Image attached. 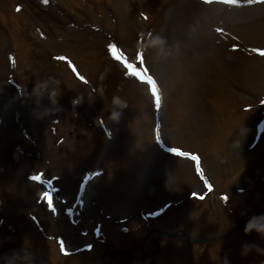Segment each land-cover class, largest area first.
I'll use <instances>...</instances> for the list:
<instances>
[{
  "label": "rangeland",
  "instance_id": "1",
  "mask_svg": "<svg viewBox=\"0 0 264 264\" xmlns=\"http://www.w3.org/2000/svg\"><path fill=\"white\" fill-rule=\"evenodd\" d=\"M33 1L38 3L37 0H0V17L4 21V24L0 26V62L6 64V53L11 49L8 46L6 35L10 36L11 34L16 39L17 33L19 35L22 33L23 27L24 37H30L29 34H31V31L36 30V26H40L50 37L46 41H39V48L42 47L44 50L35 48L30 57L33 62L38 61L43 56L49 59L53 54L61 53L60 47L67 46L70 30L65 27L57 29L55 23H50V19L44 14L36 16V12L32 9ZM94 1L97 2L98 0ZM105 1L111 0H101L100 2ZM113 1L116 3L115 12L121 13L124 20L122 19L121 24L116 20L115 25L112 23L113 20L107 17L109 22L107 26L111 29H118L121 25L127 30L133 28L135 23L122 13L123 11H129V7L123 10L117 0ZM153 1L158 13L164 3L168 7L165 9L164 19L160 21L161 26L157 31V34H160L159 36L162 39L158 42L159 44L156 43L153 49L151 48L152 46L150 47L151 49L148 48L146 56L148 57V67L163 89L165 104L160 115L164 142L168 145L198 151L203 157L202 166H205L208 176L212 181L214 180L217 184H221L222 188L217 187L216 192L221 189L226 191L229 189L230 193H233L236 186L245 188V194L232 196V202L238 212L231 214L223 212V209L220 208L221 206H217L220 201L216 198V193L208 195L203 202V204L212 203V205L218 207L214 206L215 209L211 212L213 215L208 213L206 207L194 205L198 204L194 199H188L187 195L191 192H196L200 195L205 194V191L194 175L189 161L168 157L159 159L152 152L153 144H150V140L148 141L149 133L147 130L152 122L151 110L148 97L143 95L145 86L137 85L138 90L145 99L141 96L135 97L133 94L134 89L128 87L127 93L123 95V100L120 99L123 104L116 105L113 103V99L116 98L112 97L115 92L113 86L117 79L115 75L118 71H121L118 65L111 73L105 74L106 79L103 82L101 81V85L99 84L100 82L95 83L99 86L100 92L98 91L92 96L86 94V87L81 86L77 82L68 81L62 76L60 71H57L54 77L53 74L47 73L44 67L37 65V69L42 72L39 76L35 75L26 84L27 95L20 101L18 100L14 108L10 107L9 102H7L9 104L7 108L0 106V114L4 116L5 143L8 144L6 147L2 146L0 141V165H5V171L3 172L4 174L6 173L5 176L0 177V198L3 201V205H1L4 207L3 210H0V219H4V222L0 220V252L4 251L1 249L4 243H8V246L14 240H26L31 249L33 248L41 254L45 253L48 255L51 259V264H104L106 260V258L101 256L104 247L99 244H95L89 252L68 258L60 257L55 245L46 241L45 237L36 232L26 216L27 211L33 210L46 233L63 235L64 232L69 247L77 246L83 239L76 237L71 231L65 230L59 219L58 221H53L51 217H48L49 214L44 212L43 205L36 203V195L40 187L24 184L25 182L23 183V180L14 173L15 168L11 162H15L13 157L16 159V155L10 144L23 143V140L19 139L17 133L13 131L14 116L11 118L10 114L12 111L16 113L18 110L20 115L21 113L23 114L24 120H27L31 129L34 128L38 139L42 141V150L46 155L50 156L47 166L44 161H38L29 162V166L25 168L46 169V176L60 174L54 170L55 165L63 168V178L60 184L65 182L63 187L66 192L72 186L74 177L80 176L83 166L87 163L86 160L90 156H96L93 152L100 150L101 143V141H97V138L94 139L93 135L86 134L85 131L80 130L83 129V126L78 127V131L73 130V127L70 126V114L67 113L70 108L62 111L60 115L61 130L59 135H62L64 140L58 145L54 143L55 138L49 136L48 125H46V120L50 119V117L46 115L49 107L45 109V104H51V100L48 102L41 98L40 94L36 95L33 92L32 84L42 77L45 79L52 77L58 82L60 80L61 86L59 90L57 88V97L62 99L66 105L70 98L79 99L78 112H84V110L88 109V113L84 116L88 120V116L91 113L92 116H94L93 114H101L111 122L116 139L108 147L103 161L111 172L99 179L95 187L93 185L90 186L91 190L89 189L87 198L89 200L92 197L94 190L93 198L96 203L101 206L103 211H109L108 213L113 216V220L124 216H132V221L131 219L130 221L134 225L136 221H139L136 219V215L139 214L138 209L140 210L143 207V210L148 211L160 206L164 201L182 199L167 211L164 217L158 221V224L177 228L180 227L181 223V226L192 234L211 235L225 232L235 226L240 220V215L244 213V208L245 211L253 209L264 211V150L256 149L253 153L245 151L253 132L252 125L256 115L252 118L253 114H243L239 111L240 103H254L258 98L257 96L264 93V59L262 60L258 56H251L250 52L244 50L236 52L234 56L235 62L232 63L227 57V54L232 56V52L225 45H222L221 49L220 46L213 47L210 53H208V47H205V42L208 40L207 34L209 33L208 27L206 28L205 25L211 23L219 24L221 22L222 26L239 36V38L244 36V42L250 45L252 49L260 50L264 46V5L254 3L247 8L240 9L230 6V8L226 9L222 3H197L194 0L193 3L191 2L192 0ZM142 2L144 0H137V4ZM15 3L25 5L23 13L15 14L11 11V6ZM137 4L135 7H137ZM69 5L70 9L66 5L68 7L67 12L71 15H76L72 11L74 5ZM2 11H5L8 16L3 15ZM93 12L96 14L104 13L105 8L101 5ZM123 33L120 34L122 38L133 36L132 32L129 31ZM158 35L157 37H159ZM190 37L196 40L194 44L189 42ZM55 38L59 41H55ZM123 43L124 50L132 55L134 44L128 43V41ZM168 43H170L171 47ZM160 44L164 45L157 46ZM185 45L188 46L185 47ZM195 47L200 48L201 56L193 53L196 51L193 49ZM73 49L75 50V48H67V50ZM41 52H43V55L41 54L42 57L39 55ZM74 55H76V58L73 56V59L77 62L79 61L86 72L90 70L88 73H93L96 70L94 68L99 59L97 57L98 53L93 49L84 47L82 51L74 52ZM23 56L27 57L25 52ZM49 62L51 61L49 60ZM210 65L214 76L212 81L207 84L205 79L208 78ZM103 70L104 68L102 67L100 71L103 73ZM4 71L6 72V69ZM78 74L82 75L79 72ZM19 76L26 79V81L29 79L25 71L20 72ZM202 80H205L204 84L201 83L203 82ZM120 83L123 82L120 81ZM102 85H105L104 89L107 93L103 92V90L101 91L100 86ZM0 86H3L0 87V95L14 100L12 98L14 96L13 90L2 83H0ZM234 86L237 88L235 89ZM209 88L214 89V92L208 93ZM247 91L252 93H246ZM129 94L131 96L128 98ZM250 94H256V96H249ZM40 99L45 101L38 103ZM125 101L127 105L124 103ZM54 105L53 107H56ZM234 109L235 112L231 111ZM230 111L232 115H230ZM113 112L119 113L115 119L112 118ZM235 113L237 117L233 116ZM29 117L35 123L32 121L28 122ZM241 133L243 134L241 135ZM1 135L2 132L0 131ZM47 136L48 139L43 142ZM88 136L92 137V141L88 140L87 142ZM241 148H244V150ZM239 149L241 151H238ZM85 150H87L86 153ZM90 151V156L87 157ZM257 153L258 155H256ZM235 155L239 156L235 157ZM254 155L256 156L252 162L250 157ZM7 156H9V163L6 162ZM97 158L99 161L100 157L98 156ZM113 159H116V162L119 161V164ZM115 164L117 165L114 166ZM74 190L75 185L68 193L64 192V194L71 199ZM152 191L155 194H152ZM187 205L189 206L187 207ZM90 214H94L93 209L90 210ZM215 214L220 217L210 219ZM181 217L182 220L180 222ZM140 228L142 230L139 234L142 235L145 230L143 226ZM11 230H14V232ZM108 231L109 235L112 236L111 228H108ZM134 234L120 237V239L116 238L111 244L115 245L114 248H123L133 253L141 264H147V259L143 257L139 245L136 246L137 240L133 241L136 236ZM263 239L264 236L255 231L245 233L243 222L241 229L235 231L226 240H223L222 258L232 264H249L246 261L247 259H244V256L250 252V256L254 255L256 257L248 259L251 262L253 260L259 261L260 258L257 259V256H260L264 251V242H260L259 246L253 247L252 251L247 252V254L241 248L244 249V241L252 245L253 242ZM139 243L140 240H138ZM208 246H192V248L188 245L183 248L185 252L181 253L180 246L171 245L168 241L158 238L157 241L150 239L145 245V250L149 253H167L175 248L174 252L171 250L173 253H165L159 258L157 257L155 264H195L198 257L201 260L199 264H218L217 261L223 259L219 256L215 258L213 249ZM32 260L33 264H38L37 260L33 258ZM121 263L125 264V260L115 259L112 264ZM0 264H6V259H1ZM17 264H19V261H17Z\"/></svg>",
  "mask_w": 264,
  "mask_h": 264
},
{
  "label": "clouds",
  "instance_id": "2",
  "mask_svg": "<svg viewBox=\"0 0 264 264\" xmlns=\"http://www.w3.org/2000/svg\"><path fill=\"white\" fill-rule=\"evenodd\" d=\"M46 87V83H39L36 88L34 89L35 94L39 95L40 94V90L44 89ZM58 95V92L56 89H52L49 92V98L55 102V98ZM80 103L79 99H74L72 100V104L76 105ZM113 103L116 105H122L123 102L118 98H114L113 99ZM119 115V113L113 112L112 113V118L115 119L117 118ZM243 133H241L242 135ZM244 231L245 233H250V232H257L260 235L264 236V215L262 216H258V217H252L250 218L247 223L244 226ZM244 250H245V254H247V252L252 251L253 246L245 243L243 245ZM17 261H19V264H33V260L31 258V253L27 252L26 250H21V252H16L13 251L10 256L8 258H6V264H17Z\"/></svg>",
  "mask_w": 264,
  "mask_h": 264
},
{
  "label": "snow or ice",
  "instance_id": "3",
  "mask_svg": "<svg viewBox=\"0 0 264 264\" xmlns=\"http://www.w3.org/2000/svg\"><path fill=\"white\" fill-rule=\"evenodd\" d=\"M43 2H44V3H47V0H43ZM253 2H256V0H247V3H253ZM229 6H240V0H234V2H232V3L229 4ZM17 11H19V8H17ZM109 51H110V53L112 54V56H113L116 60L120 61L121 63H122V61H124V63H122V64H123V67L125 68L127 75H129V74H128V68L126 67L127 59H125L124 56H123L122 54H118V51H117V49L115 48V46L110 45V46H109ZM114 51H115L116 55H113V52H114ZM254 51H260V50H255V49H254ZM260 54L264 55V51H261ZM117 57H119V59H118ZM138 62H139V64L143 62V61H142V57H141V59H140ZM136 67H137V65H136ZM80 78L83 80V77H80ZM262 103H264V101H262ZM171 151H172V153H173L174 155H177V156H180V157H186V158L189 157V154H188V155H184V151H178V150L175 149V148L171 149ZM190 159H191L192 161H194V162H198V157L195 156V155L190 156ZM197 169H198L197 171H199V165H198V163H197ZM201 175H203V174L201 173ZM30 179H31L33 182L43 183L42 175H39V174L30 177ZM205 186L210 188V185H207V184H206ZM41 198H42L43 201H45V202L47 203V206H48V208H49L50 210L55 211V205H54L53 193H51V192H49V191H43V192H42V197H41ZM199 198H200V199H203L202 196L199 197ZM222 199L226 200L227 197H222ZM60 250H61L62 253H64V254H68V253L66 252L65 248H64V244H63L62 241L60 242Z\"/></svg>",
  "mask_w": 264,
  "mask_h": 264
}]
</instances>
